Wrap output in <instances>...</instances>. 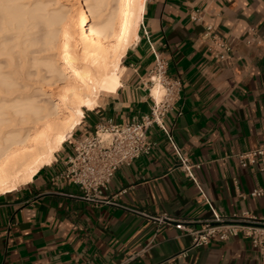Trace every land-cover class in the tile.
<instances>
[{
  "label": "crops",
  "instance_id": "obj_1",
  "mask_svg": "<svg viewBox=\"0 0 264 264\" xmlns=\"http://www.w3.org/2000/svg\"><path fill=\"white\" fill-rule=\"evenodd\" d=\"M206 25L231 45L225 60L202 39ZM250 29L259 43H246ZM136 35L121 58L120 86L99 95L72 133L146 114V75L159 54L182 83L164 125L181 153L201 163L195 181L178 168L167 135L153 127L151 153L116 171L102 193L107 203L88 202L71 183L52 181L70 152L63 143L29 183L0 195V264H264L243 237L182 256L191 236L154 220L264 216V197L250 196L264 188V163L243 167L238 160L264 146V0H142Z\"/></svg>",
  "mask_w": 264,
  "mask_h": 264
},
{
  "label": "bare ground",
  "instance_id": "obj_2",
  "mask_svg": "<svg viewBox=\"0 0 264 264\" xmlns=\"http://www.w3.org/2000/svg\"><path fill=\"white\" fill-rule=\"evenodd\" d=\"M84 1L68 0L72 17L0 0V195L50 165L84 110L120 86L142 0Z\"/></svg>",
  "mask_w": 264,
  "mask_h": 264
},
{
  "label": "built area",
  "instance_id": "obj_3",
  "mask_svg": "<svg viewBox=\"0 0 264 264\" xmlns=\"http://www.w3.org/2000/svg\"><path fill=\"white\" fill-rule=\"evenodd\" d=\"M196 21L195 16H191ZM202 39L209 41V50L216 60L223 61L231 52V45L215 34L212 25H206ZM260 39L253 29L249 30L247 44L259 43ZM145 89L150 100L149 111L139 119L124 124L111 120L97 124L95 130L64 142L70 152L62 161V168L52 177V181L68 182L81 192V198L88 202L102 203V193L114 177L116 171L129 166L141 155L151 153L154 143L148 139L150 128H156L167 135L170 145L178 158V168L192 181L194 170L201 168V163H192L175 145L171 133L164 125V118L179 98L182 83L179 78L168 73L167 62L154 54V64L146 75ZM156 89V94L153 90ZM241 166L256 161L264 163V146L238 155ZM250 196L264 197V188L254 189ZM159 224L173 225L191 236L190 247L181 253L194 248L208 246L212 243H226L235 237L249 240L251 246L264 256V216L256 217L248 212L240 215L214 214L203 220H177L167 215L155 217Z\"/></svg>",
  "mask_w": 264,
  "mask_h": 264
},
{
  "label": "rangeland",
  "instance_id": "obj_4",
  "mask_svg": "<svg viewBox=\"0 0 264 264\" xmlns=\"http://www.w3.org/2000/svg\"><path fill=\"white\" fill-rule=\"evenodd\" d=\"M41 3H43V4H46V11H48V12H51L52 10H54V11H58V10H63L64 12H68L70 9H69V5H68V0H39ZM83 4H82V7H85V1L83 0V2H82ZM63 6V7H62ZM51 10V11H50ZM75 10V9H74ZM66 12V13H67ZM74 15H73V14ZM72 13L70 12V14H69V12H68V14L67 15H71L72 17L73 16H76L75 14H76V11H74L73 12V10H72ZM76 137V135H75V133H72L71 134V138L70 139H73V138H75Z\"/></svg>",
  "mask_w": 264,
  "mask_h": 264
}]
</instances>
